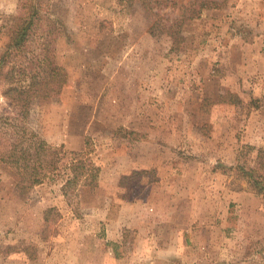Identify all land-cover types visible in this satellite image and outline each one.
Returning a JSON list of instances; mask_svg holds the SVG:
<instances>
[{"label": "rangeland", "instance_id": "obj_1", "mask_svg": "<svg viewBox=\"0 0 264 264\" xmlns=\"http://www.w3.org/2000/svg\"><path fill=\"white\" fill-rule=\"evenodd\" d=\"M187 1H52L64 82L29 125L90 152L99 184L21 186L0 161V264H264V198L234 170L264 150V0H215L174 44Z\"/></svg>", "mask_w": 264, "mask_h": 264}, {"label": "trees", "instance_id": "obj_2", "mask_svg": "<svg viewBox=\"0 0 264 264\" xmlns=\"http://www.w3.org/2000/svg\"><path fill=\"white\" fill-rule=\"evenodd\" d=\"M52 1L20 0V12L3 26L8 43L0 54L1 88L4 87V103L0 102V161L16 170L21 186L61 180V189L68 194L81 186L97 187L100 170L90 152L69 151L64 144L55 146L29 125L34 100L59 94L64 82V70L55 62V53L57 38L66 35L67 25L55 12ZM139 1L151 9L153 0ZM218 7L215 0L182 2L178 16L163 28L174 44H180L187 21L199 18L205 9ZM243 148L246 153L255 149L251 145ZM240 156L234 170L264 198V150L257 151L254 165L242 159V153Z\"/></svg>", "mask_w": 264, "mask_h": 264}]
</instances>
